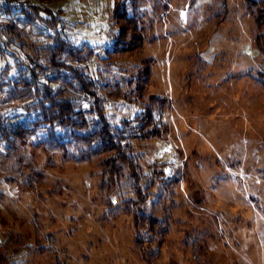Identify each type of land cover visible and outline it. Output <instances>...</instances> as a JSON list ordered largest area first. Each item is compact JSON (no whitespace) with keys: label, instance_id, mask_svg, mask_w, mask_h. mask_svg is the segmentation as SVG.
<instances>
[{"label":"rangeland","instance_id":"374dc122","mask_svg":"<svg viewBox=\"0 0 264 264\" xmlns=\"http://www.w3.org/2000/svg\"><path fill=\"white\" fill-rule=\"evenodd\" d=\"M19 1L60 7L67 33L90 46L112 43L113 7L131 2ZM241 1L227 0L222 18L217 0H138L141 50L116 58L111 69L133 74L147 58L145 95L165 98L164 133L134 140L146 173L149 163L164 161L156 172L165 180L179 175L169 231L152 264H264V62ZM141 101L107 100L105 115L119 125ZM22 156L20 170L0 165V241L9 232L25 239L23 247L0 245L8 264H49L54 255L64 264H146L131 215L114 206L128 190H100L99 168L64 161L32 139ZM35 235L52 252L37 253ZM193 242L203 252L194 258Z\"/></svg>","mask_w":264,"mask_h":264},{"label":"trees","instance_id":"16d2710c","mask_svg":"<svg viewBox=\"0 0 264 264\" xmlns=\"http://www.w3.org/2000/svg\"><path fill=\"white\" fill-rule=\"evenodd\" d=\"M7 1L18 7L0 10V165L20 170L22 150L32 139L36 147L59 152L64 161L99 168L100 190L116 187L131 193L116 205L110 200L108 206L131 215L136 249L146 264H152L169 231L172 186L179 175L165 180L156 172L155 166H165L164 161H152L147 166L154 165L153 171L146 173L134 140L164 133L165 98L145 95L152 75L147 58L140 60L142 67L133 74L110 75L116 58L141 50L138 0L124 1L121 8L115 4L112 17L118 30L107 46H90L70 36L60 7ZM217 2L222 17L227 0ZM241 6L251 15L253 42L264 62V0H242ZM111 99L144 103L133 117L114 125L105 115L104 103ZM42 239L35 235L37 253L52 252ZM11 244L23 247L24 235L6 233L0 245L6 249ZM192 249L193 258L194 252L203 254L201 248ZM8 260L7 254H0L1 263ZM49 264L64 263L54 255Z\"/></svg>","mask_w":264,"mask_h":264},{"label":"built area","instance_id":"2783aa9c","mask_svg":"<svg viewBox=\"0 0 264 264\" xmlns=\"http://www.w3.org/2000/svg\"><path fill=\"white\" fill-rule=\"evenodd\" d=\"M6 7H9L10 9H15L18 7V5L13 1L0 0V10L5 9Z\"/></svg>","mask_w":264,"mask_h":264}]
</instances>
